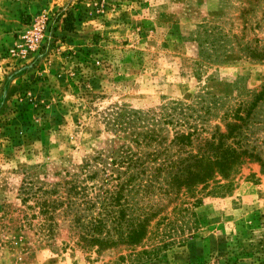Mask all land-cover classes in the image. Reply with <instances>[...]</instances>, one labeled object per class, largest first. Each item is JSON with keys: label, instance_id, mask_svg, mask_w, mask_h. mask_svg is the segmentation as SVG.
<instances>
[{"label": "rangeland", "instance_id": "obj_1", "mask_svg": "<svg viewBox=\"0 0 264 264\" xmlns=\"http://www.w3.org/2000/svg\"><path fill=\"white\" fill-rule=\"evenodd\" d=\"M164 112L193 133L185 153L238 159L189 194H124L126 214L153 205L141 244L80 250L99 163ZM261 225L264 0H0V264H264Z\"/></svg>", "mask_w": 264, "mask_h": 264}, {"label": "trees", "instance_id": "obj_2", "mask_svg": "<svg viewBox=\"0 0 264 264\" xmlns=\"http://www.w3.org/2000/svg\"><path fill=\"white\" fill-rule=\"evenodd\" d=\"M166 114L164 112L163 117H159L156 121V129L153 127L150 134L143 135L140 141H133L136 148L140 147V149H136V152H131L127 146H121L112 149L108 156H104L110 159L109 163H99V170L103 178L100 180V184H97L100 194L95 193L93 201L90 202L89 207L92 213L86 218H81L79 215L73 218L75 223L73 228L77 229L75 245L80 250H92L99 254L118 246L124 245L133 248L141 244L146 236L148 223L153 218L151 211L153 205L141 206L126 214V208L129 209V207L124 194L131 190L141 191L143 197L148 201V196L153 194L154 188L164 195H174L181 190L189 194L196 185L206 183L213 178L214 173L223 178L227 177V172L232 168L239 154L228 147L219 158L212 155L214 160H211L210 157H206L208 153L199 146H196L195 154L185 153L184 147H192L191 136L193 133L183 134L174 130L180 125L173 119V116ZM167 126L171 127V131L174 130L169 143H166L165 136H161V131H164L163 128ZM207 143L208 140H205L204 144ZM171 145L176 149L174 152L177 155L175 161L170 160L168 156ZM212 146V144L207 145V147ZM143 149H149V151L144 152ZM182 154L183 157L180 156ZM147 163H153V170L149 175H146L145 179H141L145 169L148 168ZM161 173L166 176L163 180L164 185L163 187H154L153 184ZM94 177L95 173L89 178ZM135 182L138 183L134 185ZM108 185L109 187L102 188V186ZM72 188L75 190L76 187L71 186L70 189ZM101 189L102 191H100ZM96 205H98V209ZM186 210L182 209L181 211ZM136 254L148 256L150 252L142 250Z\"/></svg>", "mask_w": 264, "mask_h": 264}, {"label": "built area", "instance_id": "obj_3", "mask_svg": "<svg viewBox=\"0 0 264 264\" xmlns=\"http://www.w3.org/2000/svg\"><path fill=\"white\" fill-rule=\"evenodd\" d=\"M45 28V19L41 15H38L30 22V31L28 32L29 34L27 38V45H29V47H31L30 44H33L34 41L43 37L42 34L46 31Z\"/></svg>", "mask_w": 264, "mask_h": 264}, {"label": "crops", "instance_id": "obj_4", "mask_svg": "<svg viewBox=\"0 0 264 264\" xmlns=\"http://www.w3.org/2000/svg\"><path fill=\"white\" fill-rule=\"evenodd\" d=\"M261 226H263V227H264V225H261Z\"/></svg>", "mask_w": 264, "mask_h": 264}]
</instances>
